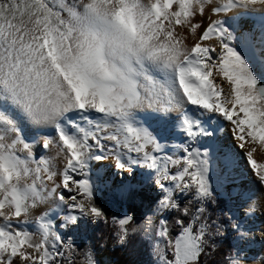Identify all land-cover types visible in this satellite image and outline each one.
I'll return each instance as SVG.
<instances>
[{"label":"snow or ice","instance_id":"snow-or-ice-1","mask_svg":"<svg viewBox=\"0 0 264 264\" xmlns=\"http://www.w3.org/2000/svg\"><path fill=\"white\" fill-rule=\"evenodd\" d=\"M258 11L257 40L240 24ZM254 65L264 73V0H0V264H97L72 234L109 223L101 189L123 204L145 185L152 215L112 218L121 245L143 235L154 264H208L225 223L208 205L224 197L227 264H249L246 225L264 217ZM240 160L255 190L236 183Z\"/></svg>","mask_w":264,"mask_h":264},{"label":"trees","instance_id":"trees-1","mask_svg":"<svg viewBox=\"0 0 264 264\" xmlns=\"http://www.w3.org/2000/svg\"><path fill=\"white\" fill-rule=\"evenodd\" d=\"M99 200L103 201L109 223L94 224L85 237L79 239L75 245L80 251L91 250L97 264H103L102 259L111 261V264H154V257L148 248V240L142 235L131 237L126 245L115 244L116 225L112 223L113 216L119 218L121 213L132 216L134 221H143L146 213L156 204L158 194L151 193L146 189L136 199L117 204L111 202L103 193L99 192ZM221 199V204L209 203L208 210L213 219L223 220L221 235L217 237L218 251L208 258V264H227L230 255H234L237 249L233 246L235 238L232 237V230L228 224V212L226 202ZM187 203L186 199L181 200V205ZM175 216H168L169 224L174 222Z\"/></svg>","mask_w":264,"mask_h":264},{"label":"rangeland","instance_id":"rangeland-1","mask_svg":"<svg viewBox=\"0 0 264 264\" xmlns=\"http://www.w3.org/2000/svg\"><path fill=\"white\" fill-rule=\"evenodd\" d=\"M260 16H261V13L259 11L257 13H255V14H250L249 16H246L243 19V21L241 22V24H240V30L241 31H244V32H250V33H252L254 35V38L258 40V38L260 36ZM254 68H255V71H256V73H257L258 76H264V73H261L260 72V69L258 67H256L254 65ZM225 128L227 130V136L226 137H223V138H220V143H222V144H227V143L230 142V136H231L230 130L227 127H225ZM225 150H227V149H225ZM255 158L258 161H261V160L264 161V154H262L260 152H257L255 154ZM94 165L97 168L104 166V164L103 165H100V163L99 164H96V162H94ZM236 171H240V174H237L236 176H235V173H234L236 183L238 185H244L245 187H247L249 189L255 190V187H256V179H255V176L252 175L250 173V171L247 169L244 160H240L239 161V167L237 168ZM212 175H213V179H215L216 176L218 175V171L216 169V162L215 161L213 162V172H212ZM150 187H151V185H145V189L147 191H149L151 193L157 194L154 191H150L149 190ZM102 190L103 189H101L100 191H102ZM99 192L97 193V195H99ZM221 198H224V197H221ZM155 207H156V204H155V206L150 211H148L146 213L145 219L148 216H151L152 215ZM231 207H232V205L226 204V210H227V212H228V209L231 208ZM233 211H234V209H233ZM165 215H167V214H165ZM122 216H125V213H121V217ZM260 219H261V217H260ZM143 221H138V223H142ZM257 221H259L258 224H257ZM255 222H256V225L257 226L252 225V223L250 222L249 225H246V227H250L252 229L253 233L254 232H256V233H262V232H264V219L256 220ZM93 225L94 224L89 223V224L83 226L78 232L73 233L70 239L72 241H74V243H77L79 241V239L85 237V235L87 234V232L90 230V228ZM231 235H232L233 238H235V235H234L233 232L231 233ZM142 237L145 238V239H147L143 235H142ZM65 239L68 240L69 237H65ZM115 244H117L118 246H123V245H121L117 241L116 234H115ZM147 245H148V248L151 250V246H150L149 242H148ZM251 245L254 246V247H259V248L263 247L264 248V238L259 237V239L257 241H254V243H251ZM250 250L251 249H249V247H247V248L244 249V251L247 253V258H248V254L250 253ZM110 262L111 261H109V260H107L105 258L102 259V263L103 264H111L112 262L111 263Z\"/></svg>","mask_w":264,"mask_h":264},{"label":"bare ground","instance_id":"bare-ground-1","mask_svg":"<svg viewBox=\"0 0 264 264\" xmlns=\"http://www.w3.org/2000/svg\"><path fill=\"white\" fill-rule=\"evenodd\" d=\"M225 125L227 124V122H223ZM220 138H223V137H226L227 136V130H226V128H225V130L223 131V133L221 134V133H219L218 132V134H217ZM261 160V159H260ZM262 162H264L263 160H261ZM106 165L107 164V162H101L100 163V165ZM237 174H240V171H236L235 172V176L237 175ZM261 219H264V217H261ZM261 219H258V220H261ZM258 222L259 221H257V224H258ZM252 225H254V226H257L256 225V222L253 224L252 223ZM28 229L29 230H31V226H28ZM253 235H254V240H253V242L252 243H254V241H257L258 239H259V237H262L261 236V233H256V232H254L253 233ZM259 236V237H258ZM262 238H264V237H262ZM260 245V244H259ZM249 249H251L250 250V253L248 254V261H249V264H259V262L258 261H254L253 260V258L254 257H256V256H258V255H261V254H264V248L263 247H261V248H259V247H254V246H249Z\"/></svg>","mask_w":264,"mask_h":264}]
</instances>
